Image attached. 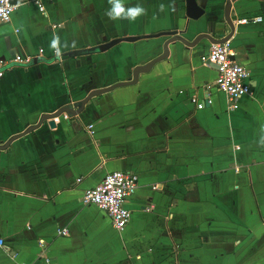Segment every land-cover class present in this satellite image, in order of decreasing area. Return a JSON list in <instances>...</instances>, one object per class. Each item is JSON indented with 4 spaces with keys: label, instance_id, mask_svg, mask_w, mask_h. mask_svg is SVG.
<instances>
[{
    "label": "crops",
    "instance_id": "obj_1",
    "mask_svg": "<svg viewBox=\"0 0 264 264\" xmlns=\"http://www.w3.org/2000/svg\"><path fill=\"white\" fill-rule=\"evenodd\" d=\"M196 2L205 14L191 20L184 0H123L147 9L131 22L110 19L109 0L15 6L0 23V60H38L0 78V143L42 113L74 110L90 90L130 80L135 65L161 52L170 36L163 32L191 39L221 19L225 0ZM255 15L259 22L235 23ZM229 17L233 59L248 70L251 91L233 110L206 87L217 77L216 66L199 59L208 42L173 41L135 83L0 150V264H264V0H233ZM192 96L208 103L196 108ZM111 170L137 177L119 231L80 201Z\"/></svg>",
    "mask_w": 264,
    "mask_h": 264
},
{
    "label": "built area",
    "instance_id": "obj_2",
    "mask_svg": "<svg viewBox=\"0 0 264 264\" xmlns=\"http://www.w3.org/2000/svg\"><path fill=\"white\" fill-rule=\"evenodd\" d=\"M32 1L39 10L42 9L40 0H0V23L9 20L11 12L15 6ZM260 16H242L235 20L237 24H246L259 22ZM32 56L23 58L14 55L3 62L0 60V78L6 70L13 65H27ZM199 59L202 63L211 62L216 66L217 77L212 85H206L207 89L213 88L221 93L226 100V109L233 110L237 106L238 100L251 93L248 83V70L233 59V52L228 39L221 43H208L207 50L203 52ZM205 100H197L193 96L190 101L196 108L208 103L207 96ZM66 118V114L63 113ZM137 186V177L131 171L111 170L106 172L101 180L92 187L85 189L80 197L82 204H89L101 210L110 220L111 225L116 230H122L127 224L130 216V210L125 206V200L135 190ZM64 228L57 229L56 234H63ZM38 244L43 246L42 240ZM4 247V242L0 236V248Z\"/></svg>",
    "mask_w": 264,
    "mask_h": 264
},
{
    "label": "water",
    "instance_id": "obj_3",
    "mask_svg": "<svg viewBox=\"0 0 264 264\" xmlns=\"http://www.w3.org/2000/svg\"><path fill=\"white\" fill-rule=\"evenodd\" d=\"M232 1L233 0H225V2L223 4V8H222L221 19L211 21V25L208 26V29H209L208 31L198 32L191 39H187L184 36H182L181 34L175 33L174 31L163 32L166 35H170V36L163 41L161 52L158 55H156L155 57L148 60L147 62H145L143 64L135 65L132 68L130 80L118 81V82H114V83H112L108 86H105V87L95 88V89L90 90L89 92L86 93L85 97L81 101L77 102V104H76L77 108L74 110H72V108H70L71 106L69 104H66V105L61 106L60 108H58L52 112H45V113L40 114V116L38 117L37 121L34 124L28 125L21 132L10 135L9 137H7V139L4 142L0 143V150L6 148L7 145L12 140L16 139L17 137H20L23 134L28 133L29 131L36 129L42 123H46L47 126L53 127L54 126V120L53 119L56 118L61 113L66 114V116H71V115L76 114L82 108L84 102L91 97L97 96V95L104 93V92H108L111 89H113L114 87L135 83L137 80L138 74L148 72L150 67L154 63L166 58V56L168 54V44L170 42L179 41L185 47H192L196 44H199V42H201L203 40L207 41L208 43H221V42L227 40L233 31V23L229 17L230 3ZM10 2L14 3V0H10ZM203 14H204L203 6L199 5L196 2V0H184V15L187 18H189L191 20H197ZM226 29L228 30V32L226 34H224ZM132 39H134V38L133 37H126L125 38V40H132ZM118 40H119V38H116V39H112V40H109L107 42L98 44L96 46H93V48H91V50L103 51V50L107 49L108 47H110L111 45H113ZM86 51H90V48L86 49V50L81 49V50L70 51L68 53V55L69 56L78 55V54L84 53ZM37 60H38V58L34 57L29 61L28 64L34 63ZM206 63H210V62L207 61ZM205 104H206V102H205Z\"/></svg>",
    "mask_w": 264,
    "mask_h": 264
},
{
    "label": "clouds",
    "instance_id": "obj_4",
    "mask_svg": "<svg viewBox=\"0 0 264 264\" xmlns=\"http://www.w3.org/2000/svg\"><path fill=\"white\" fill-rule=\"evenodd\" d=\"M109 3L112 7L106 15L112 20L128 19L131 22L135 21L138 17L147 14V9L141 5L125 8L123 0H109ZM163 7L164 6L161 5V10H163ZM56 43L57 41H54L52 47H55ZM261 147H264V144H262Z\"/></svg>",
    "mask_w": 264,
    "mask_h": 264
},
{
    "label": "rangeland",
    "instance_id": "obj_5",
    "mask_svg": "<svg viewBox=\"0 0 264 264\" xmlns=\"http://www.w3.org/2000/svg\"><path fill=\"white\" fill-rule=\"evenodd\" d=\"M205 14V13H204ZM202 17H203V15H202ZM205 24V23H204ZM201 25V24H200ZM203 25V24H202ZM209 29H206L205 31H208ZM199 44H201V42H199Z\"/></svg>",
    "mask_w": 264,
    "mask_h": 264
}]
</instances>
